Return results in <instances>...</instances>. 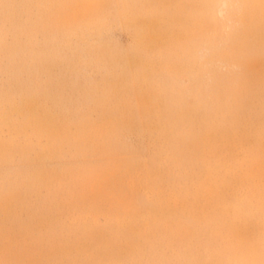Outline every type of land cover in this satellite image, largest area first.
<instances>
[{
	"label": "rangeland",
	"instance_id": "1",
	"mask_svg": "<svg viewBox=\"0 0 264 264\" xmlns=\"http://www.w3.org/2000/svg\"><path fill=\"white\" fill-rule=\"evenodd\" d=\"M0 207V264H264V0H0Z\"/></svg>",
	"mask_w": 264,
	"mask_h": 264
},
{
	"label": "bare ground",
	"instance_id": "2",
	"mask_svg": "<svg viewBox=\"0 0 264 264\" xmlns=\"http://www.w3.org/2000/svg\"><path fill=\"white\" fill-rule=\"evenodd\" d=\"M214 1H215V0H214ZM230 1H231V0H230ZM233 2H234V1H233ZM229 3H230V2H229ZM230 4H232V3H230ZM237 4H238V3H237ZM215 5H216V4H215ZM219 5H220V4H219ZM235 6H236V5H235ZM213 7H214V6H213ZM214 8H215V7H214ZM241 8H242V7H241ZM205 9H207V8H205ZM210 9H211V8H210ZM227 9H228V8H227ZM216 10H217V9H216ZM229 11H230V10H229ZM239 11H241V10L239 9ZM245 11H246V10H245ZM231 12H232V11H231ZM234 12H235V11H234ZM237 13H238V11H237ZM206 14H207V13H206ZM217 14H218V13H217ZM235 14H236V13H235ZM236 15H237V14H236ZM216 17H217V16H216ZM219 18H220V17H219ZM225 18H226V17H225ZM232 18H233V17H232ZM241 18H242V15H241ZM241 18L239 17L240 20H241ZM230 19H231V18H230ZM235 19H236V18H235ZM217 20H218V19H217ZM250 20H251V19H250ZM250 20H249V22H250ZM252 20H253V19H252ZM223 21H224V20H223ZM231 21H233V20H231ZM254 21H255V19H254ZM257 21H258V20H257ZM258 23H259V22H258ZM224 24H225V22H224ZM245 24H246V23H245ZM245 24H244V25H245ZM252 24H253V23H252ZM252 24H251V25H252ZM249 25H250V23H249ZM257 25H258V24H257ZM257 25H255V28H256ZM222 26H223V25H222ZM224 27H225V26H224ZM233 27H234V26H233ZM236 27H237V26H236ZM242 27H243V24H242ZM242 27H241V28H242ZM245 27H246V26H245ZM257 27H258V26H257ZM220 28H221V26H220ZM249 28H251V27H249ZM234 29H235V28H234ZM238 29H240V28H238ZM247 29H248V28H247ZM252 29H253V28H252ZM219 30H220V29H219ZM223 30H224V29H223ZM243 31H245V30L243 29ZM222 32H223V31H222ZM228 32H229V31H228ZM235 32H236V31H235ZM249 32H250V31H249ZM249 32H248V33H249ZM230 33H231V32H230ZM256 33H257V32H256ZM232 34H233V33H232ZM227 35H228V34H227ZM238 35H239V34H238ZM238 35H237V36H238ZM249 35H250V34H249ZM225 36H226V35H225ZM241 36H242V35H241ZM250 36H251V35H250ZM234 37H235V36H234ZM239 37H240V36H239ZM244 37L246 38V36H244ZM226 38H227V37H226ZM245 38H244V39H245ZM236 40H237V39H236ZM238 40H239V39H238ZM239 41H240V40H239ZM241 41H242V38H241ZM225 42H226V41H225ZM3 51H4V50H3ZM206 53H207V52H206ZM237 53H238V52H237ZM209 56H210V55H209ZM235 56H236V55H235ZM203 57H204V56H203ZM259 57H260V56H258V58H259ZM260 58H261V57H260ZM233 59H234V58H233ZM235 59H236V58H235ZM256 59H257V58H256ZM254 60H255V59H254ZM231 61H232V60H231ZM236 61H237V60H236ZM250 61H251V60H250ZM261 62H262V61H261ZM261 62H260V63H261ZM232 63L234 64V62H232ZM252 63H253V62H252ZM246 64H247V63H246ZM248 64H249V63H248ZM250 64H251V63H250ZM256 64H257V63H256ZM256 64H255V65H256ZM253 65H254V64H253ZM258 65H259V63H258ZM262 65H263V64H262ZM238 66H240V65H238ZM251 66H252V65H251ZM253 67H254V66H253ZM255 67H256V66H255ZM234 71H235V70H234ZM237 73H238V72H237ZM210 79H211V78H210ZM212 79H213V78H212ZM212 79H211V81H212ZM206 81H207V80H206ZM206 81H205V82H206ZM208 81H209V80H208ZM212 84H213V83H212ZM210 86H211V85H210ZM212 88H215V87H212ZM203 95H204V94H203ZM14 109H15V108H14ZM208 113H209V112H208ZM209 114H210V113H209ZM52 130H53V129H52ZM194 146H195V145H194ZM192 149H194V147H193ZM192 149H191V150H192ZM28 180H29V179H28ZM15 182H16V181H15ZM24 182H25V181H24ZM24 182H23V183H24ZM7 183H8V182H7ZM7 183H6V184H7ZM12 183H13V182H12ZM203 183H204V182H203ZM13 184H14V183H13ZM13 184H12V185H13ZM9 185H10V184H9ZM14 185H15V184H14ZM25 185H26V184H25ZM208 185H209V184H208ZM6 186H7V185H6ZM18 186H20V185H18ZM22 186H24V184H23ZM9 187H10V186H9ZM206 187H207V186L205 185V188H206ZM209 187H210V186H209ZM209 187H208V188H209ZM12 188H13V187H12ZM21 189H22V188H21ZM33 189H34V188H33ZM35 189H36V187H35ZM8 190H9V189H8ZM12 190H13V189H12ZM201 191H203V190L201 189ZM208 191H209V190H208ZM208 191L206 190V194H207ZM16 192H17V191H16ZM6 193H7V191H6ZM6 193H5V194H6ZM23 193H24V192H23ZM204 193H205V192H204ZM213 193H214V191H213ZM17 194H18V193H17ZM31 194H34V193H31ZM31 194H30V196H31ZM6 195H7V194H6ZM24 195H25V194H24ZM37 195H38V193H37ZM211 195H212V194H211ZM213 195H214V194H213ZM2 196H3V195H2ZM2 196H1V197H2ZM11 197H12V196H11ZM13 197H14V195H13ZM213 197H214V196H213ZM14 198H15V197H14ZM12 199H13V198H12ZM16 200H17V199L15 198V201H16ZM13 201H14V199H13ZM17 201H18V200H17ZM17 201H16V202H17ZM195 201H196V200H195ZM26 203H27V202H26ZM6 204H7V203H6ZM18 204H19V203H18ZM18 204H17V206H18ZM25 205H26V204H25ZM194 205H195V204H194ZM194 205H193V206H194ZM4 206H5V205H4ZM6 206H7V205H6ZM26 206H28V205H26ZM2 207H3V206H2ZM22 207H23V205H22ZM22 207H20V208H22ZM197 207H198V206H197ZM0 208H1V207H0ZM17 209H18V208H17ZM191 209H192V208H191ZM29 210H30V209H29ZM29 210H28V211H29ZM133 210H134V209H133ZM4 211H5V210H4ZM192 211H193V210H192ZM26 212H27V211H26ZM29 212H30V211H29ZM29 212H28V213H29ZM126 212H128V210H127ZM134 212H135V210H134ZM12 213H13V212H12ZM32 213H33V212H32ZM32 213H30V214H32ZM34 213H35V212H34ZM125 214H126V213H125ZM138 214H139V213H138ZM187 214H188V213H187ZM27 216H28V215H27ZM128 216H130V215L128 214ZM136 216H137V215H136ZM139 216H140V215H139ZM32 217H33V215H32ZM0 218H1V217H0ZM7 218H8V217H7ZM131 218H132V217H131ZM135 218H136V217H135ZM31 219H32V218H31ZM128 219H129V218H128ZM29 220H30V219H29ZM54 220H55V219H54ZM54 220H53V221H54ZM126 220H127V219H126ZM118 221H119V220H118ZM140 221H141V220H140ZM142 221H143V220H142ZM24 222H25V220H24ZM29 222H30V221H29ZM27 223H28V222H27ZM46 223H47V222H46ZM48 223H49V222H48ZM48 223H47V224H48ZM132 223H133V222H132ZM136 223H138V222H136ZM143 223H144V221H143ZM152 223H153V222H152ZM197 223H198V222H197ZM21 224H22V223H21ZM29 224H31V223H29ZM32 224H33V222H32ZM146 224H147V223H146ZM153 224H154V223H153ZM153 224H152V225H153ZM176 224H178V223H176ZM16 225H17V224H16ZM135 225H136V224H135ZM137 225H138V224H137ZM1 226H2V225H1ZM1 226H0V227H1ZM23 226H24V225H23ZM32 226H33V225H32ZM178 226H179V225H178ZM178 226H177V227H178ZM30 227H31V226H30ZM33 227H34V226H33ZM138 227H139V226H138ZM31 228H32V227H31ZM39 228H40V227H39ZM89 228H90V227H89ZM139 228H140V227H139ZM21 229H22V228H21ZM32 229H33V228H32ZM32 229H31V230H32ZM41 229H42V228H41ZM116 229H117V228H116ZM144 229H145V228H144ZM148 229H149V228H148ZM22 230H24V229H22ZM33 230H34V229H33ZM33 230H32V231H33ZM49 230H50V229H49ZM69 230H70V229H69ZM71 230H72V229H71ZM100 230H101V229H100ZM102 230H103V229H102ZM102 230H101V231H102ZM45 231H46V230H45ZM51 231H52V230H51ZM75 231H76V230H75ZM111 231H112V230H111ZM132 231H133V229H132ZM139 231H140V230H139ZM146 231H147V230H146ZM33 232H34V231H33ZM52 232H53V231H52ZM58 232H59V231H58ZM61 232H62V230H61ZM72 232H73V231H72ZM85 232H86V231H85ZM85 232H83V233H85ZM90 232H91V231H90ZM113 232H114V231H113ZM133 232H134V231H133ZM45 233H46V232H45ZM53 233H54V232H53ZM67 233H68V231H67ZM114 233H115V232H114ZM138 233H139V232H138ZM141 233H142V232H141ZM20 234H21V233H20ZM42 234H43V233H42ZM72 234H73V233H72ZM72 234H71V235H72ZM89 234H90V233H89ZM99 234H100V233H99ZM145 234H147V233H145ZM21 235H22V234H21ZM38 235L40 236V234H38ZM63 235H64V234H63ZM66 235H67V234H66ZM85 235H86V234H85ZM111 235L114 236V234H111ZM9 236H10V235H9ZM31 236H32V235H31ZM73 236L76 237L75 235H73ZM11 237H13V236L11 235ZM37 237H38V236H37ZM48 237H49V236H48ZM66 237H67V236H66ZM68 237H69V235H68ZM70 237H71V236H70ZM79 237H80V236H79ZM141 237H142V236H141ZM148 237H149V236H148ZM5 238H6V236H5ZM8 238H10V237H8ZM150 238H151V237H150ZM19 239H20V238H19ZM23 239H24V238H23ZM25 239H26V237H25ZM33 239H34V238H33ZM35 239H36V238H35ZM6 240H7V239H6ZM8 240H9V239H8ZM8 240H7V241H8ZM13 240H14V237H13ZM16 240H17V238H16ZM21 240H22V239H21ZM40 240H41V239H40ZM47 240H48V239H47ZM58 240H59V239H57V241H58ZM76 240H77V239H76ZM76 240H75V241H76ZM101 240H102V239H101ZM146 240H147V239H146ZM36 241H37V240H36ZM51 241H52V240H51ZM17 242H18V241H17ZM28 242H29V241H28ZM49 242H50V239H49ZM49 242H48V243H49ZM54 242H55V240H53V243H54ZM79 242H80V241H79ZM88 242H89V241H88ZM100 242H101V241H100ZM105 242H106V241H105ZM139 242H140V241H139ZM149 242H150V241H149ZM20 243H21V242H20ZM23 243H24V242H23ZM82 243L84 244L85 241L82 242ZM93 243H95V242H93ZM109 243H111V242H109ZM145 243H146V242H145ZM152 243H153V242H152ZM49 244H50V243H49ZM100 244L103 246L102 242H101ZM105 244H107V243H105ZM148 244H150V243H148ZM41 245H42V243H41ZM54 245H56V244H54ZM59 245H60V244H59ZM71 245H72V244H71ZM73 245H74V243H73ZM73 245H72V246H73ZM88 245H89V244H88ZM88 245H87V246H88ZM136 245H137V244H136ZM157 245H158V243H157ZM166 245H168V244H166ZM23 246H25V244H24ZM30 246H31V244H30ZM32 246H34V245H32ZM49 246H50V245H49ZM60 246H61V245H60ZM67 246H68V245H67ZM95 246H96V245H95ZM95 246H94V247H95ZM102 246H101V247H102ZM105 246H106V245H105ZM107 246H108V245H107ZM126 246H127V244L122 243V247H126ZM148 246H149V245H148ZM152 246H153V245H152ZM159 246H160V245H159ZM47 247H48V246H47ZM56 247H57V246H56ZM90 247H91V246H90ZM109 247H110V246H109ZM138 247H139V246H138ZM138 247H137V248H138ZM150 247H151V246H150ZM62 248H63V247H62ZM65 248H66V247H65ZM68 248H69V247H68ZM82 248H83V247H82ZM85 248H86V247H85ZM102 248H103V247H102ZM112 248H113V247H112ZM112 248L110 247V249H112ZM202 248H203V247H202ZM15 249H16V248H15ZM25 249H26V248H25ZM49 249H50V248H49ZM49 249H48V250H49ZM54 249H55V248H54ZM71 249H72V248H71ZM76 249H78V248L76 247ZM104 249H105V248H104ZM104 249H103V250H104ZM4 250H5V249H4ZM86 250H87V248H86ZM92 250H93V249H92ZM95 250L97 251L96 248H95ZM105 250H106V249H105ZM118 250H119V249H118ZM126 250H127V251H130L129 248H127ZM141 250H143V249H141ZM20 251H21V250H20ZM36 251H37V250H36ZM50 251H51V249H50ZM64 251H65V250H64ZM69 251H70V250H69ZM69 251H68V252H69ZM149 251H150V250H149ZM173 251H174V250H173ZM16 252H17V251H16ZM23 252H24V251H23ZM34 252H35V251H34ZM51 252H52V251H51ZM65 252H66V251H65ZM80 252H81V251H80ZM110 252H111V251H110ZM112 252H114V251H112ZM130 252H131V251H130ZM37 253H38V252H37ZM84 253H86V252L84 251ZM92 253H93V252H92ZM105 253H106V252H105ZM202 253H203V252L201 251V254H202ZM16 254H17V253H16ZM18 254H19V252H18ZM35 254H36V253H35ZM38 254H40V253H38ZM42 254H43V253H42ZM62 254H63V253H62ZM75 254H76V253H75ZM77 254H78V252H77ZM97 254H99V253L97 252ZM175 254H176V253H175ZM29 255H30V254H29ZM32 255H33V254H32ZM44 255H46V254H44ZM47 255H48V254H47ZM78 255H79V254H78ZM80 255H81V254H80ZM92 255H93V254H92ZM95 255H96V254H95ZM138 255H139V253H138ZM23 256H24V255H23ZM23 256H22V257H23ZM52 256H53V255H52ZM52 256H51V257H52ZM69 256H70V254H69ZM81 256H82V255H81ZM152 256H153V255H152ZM177 256H178V255H177ZM20 257H21V256H20ZM22 257H21V258H22ZM26 257H27V256H26ZM26 257H25L24 259H26ZM31 257H32V256H31ZM64 257H65V256H64ZM91 257H92V256H91ZM153 257H154V256H153ZM158 257H159V256H158ZM47 258L49 259V257H47ZM60 258H61V257H60ZM76 258H77V256H76ZM89 258H90V255H89ZM95 258H96V257H95ZM133 258H134V257H133ZM38 259H40V258H38ZM91 259H92V258H90V260H91ZM114 259H115V258H114ZM21 260H22V259H21ZM41 260H42V259H41ZM58 260H59V259H58ZM80 260H81V258H80ZM132 260H134V259H132ZM49 261H50V260H49ZM56 261H57V260H56ZM17 262H18V260H17ZM76 262H77V261H76ZM117 262H118V261H117ZM219 262H220V261H219ZM86 263H87V262H86ZM100 263H101V261H100ZM196 263H197V264H217L218 262H216V261H214V262H210V261H207V260H205V259L199 257V258L196 260ZM27 264H28V262H27ZM76 264H77V263H76ZM84 264H85V263H84Z\"/></svg>",
	"mask_w": 264,
	"mask_h": 264
}]
</instances>
